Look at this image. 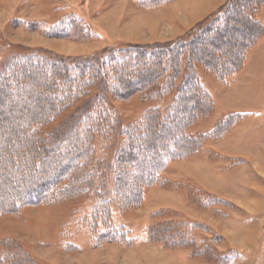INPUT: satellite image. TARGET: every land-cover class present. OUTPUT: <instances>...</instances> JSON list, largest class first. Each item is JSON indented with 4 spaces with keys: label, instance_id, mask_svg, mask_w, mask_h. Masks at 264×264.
Masks as SVG:
<instances>
[{
    "label": "rangeland",
    "instance_id": "1",
    "mask_svg": "<svg viewBox=\"0 0 264 264\" xmlns=\"http://www.w3.org/2000/svg\"><path fill=\"white\" fill-rule=\"evenodd\" d=\"M199 1L0 0V69L14 54L46 50L58 58H87L109 44L114 46L112 51L128 44L136 45L128 54L135 57L137 49L146 53L155 46L154 50L159 51L161 45L172 43L170 47L183 57L188 48L189 30L227 2L218 1L209 11L220 6L200 19L205 14L202 6L206 0L200 6L196 5ZM150 3L154 5L149 6ZM252 6L254 16L264 24V5ZM70 12L85 18L87 31L80 33L76 24L74 33L64 34V29L71 24L63 27L67 26L63 18ZM72 24L71 28H75ZM233 24L243 29L228 34L244 35L241 41L251 38L250 25L244 26L243 21L235 19ZM90 27L96 29L91 32ZM237 47L234 45L225 52L222 61L235 59ZM146 57L141 55L139 59ZM118 68L119 65L103 68L108 84L113 83ZM184 71L185 67L181 75ZM196 74L212 101V106L196 101L197 107L205 108H201L204 112L196 118V123L187 128V133L196 134L199 139L196 146L188 144L193 149L182 159L173 156L175 160L162 172L163 181L147 186L142 201L129 205L128 209H122L119 201L129 195L117 198L111 195L108 200L107 194L92 192L99 187L102 193L105 189L113 190L117 176L119 181L127 176L124 181L126 188L129 187L127 193L134 192L129 164L135 160L119 155V146H124L127 139L121 129L143 119L147 108H159L167 132L158 135L159 138L155 135L150 145L139 152L137 160L146 168L142 174L148 173L155 159L152 155L168 149L165 141L170 140L172 129L179 128L180 122L166 120V117L174 118L172 104L176 90L164 86L161 95L155 97L151 90L149 96L153 99H145L147 94L143 89L120 99L110 91L106 93L107 86L104 88L100 83V89L92 85L88 94L59 111L43 127L46 135L57 131L52 141L61 140L66 130L81 133L83 126H91L96 118L84 115L82 119V115L91 110L95 94L102 97L100 106L106 107L114 120L113 130H103V134L94 135L88 141L93 149L87 153L89 172H84L82 183L91 182L90 192L72 195V198L52 195V199L45 197L39 203L26 200L28 203L8 204L11 198L14 202L19 197H31L24 189L14 186L12 179L19 163L27 164L40 156L33 155L38 144L19 141L23 137L17 125L28 111L24 110L22 117L3 112L4 121L0 120V264H264V30L245 52L242 67L234 74L221 79L200 65ZM8 100L14 101L11 97ZM84 103H88L86 107ZM187 103L194 101L187 99L182 106ZM182 106H178L177 112ZM22 107L25 108L18 102L17 108ZM184 110L180 114L184 115ZM215 127L214 136H205ZM8 131L11 144L5 138ZM76 152L73 149L70 156L77 157ZM57 160L63 159L54 157ZM75 160H70L71 172L84 158ZM38 177L39 174L33 176V186L43 192ZM69 193L73 192L69 190ZM157 223L166 224L154 233L156 240L149 239L148 227ZM113 225L127 230L126 239L117 235L113 240L107 236L108 227Z\"/></svg>",
    "mask_w": 264,
    "mask_h": 264
},
{
    "label": "trees",
    "instance_id": "2",
    "mask_svg": "<svg viewBox=\"0 0 264 264\" xmlns=\"http://www.w3.org/2000/svg\"><path fill=\"white\" fill-rule=\"evenodd\" d=\"M161 1L165 3L169 0ZM156 3L159 4L157 1ZM238 3L239 0H227V2L214 11V13L208 15L205 19H202L194 25L191 30H189V40L186 41L188 46L187 52H183L184 49H181L184 53L183 57H181L178 50L176 52L174 51L175 48L172 49L170 47L172 43L161 45L159 47L161 50L159 51L154 50L155 46H151L153 51L151 50V52L146 53H142L137 49L136 52L138 53L135 57L128 54L136 48V45L128 44L112 51L114 46L109 44L100 50L92 52L87 58H58L46 50H35L24 54H14L9 60L4 62L3 67L0 69V120L4 121L2 116L3 112L8 113L10 116H14V113H16L22 117L23 111L25 110L26 113L28 111L26 117H19V125L16 124L20 128L19 131L22 133L21 136L23 137V139H19V141H21L22 144H28L30 141L38 144V146L33 149V151H35L33 155L36 156L37 154V156H40V159H35L36 161L33 159L27 164L19 163L17 166V174L13 176L12 179L14 186L22 189V191L24 189L27 193H30L31 197H28L29 199L19 197L15 199L14 202H12V198L10 197L11 199L8 201V204L10 202L12 205L14 203L23 204L28 203L27 201H29V203H39L43 201L45 197L52 199V197H50L52 195L72 198L76 195L81 196L83 193L91 191L89 188L92 184L89 177L88 182L90 183L87 182V185L82 183L84 172H89L88 162H90V159L87 153L93 149L88 141H90L94 135L103 134L101 133L103 130H113L112 124L114 120L106 111V107L100 106V103L103 102L102 97H100L99 94H95L94 98L91 99L92 108L91 110H86L82 115V119L84 115L87 117L93 115V119H96L91 123V126H83L84 130H82V132L80 130L81 133H78L77 130L74 132L60 129L62 132L65 131L66 135L61 140L54 139V142L52 138L57 137V131L48 132L46 135L44 133L45 131H43V127H46L59 111H63L70 107L86 93L88 94L92 85H98L97 87L100 89V83L104 85V88L107 86L108 91L106 90V93L110 91L113 97L120 99L125 97L129 98L131 95L143 91V89L144 93L147 94L145 99H153V97L151 98V96H149L151 90L155 97H157L158 94L161 95L165 91L164 86L176 90V95L172 104L173 112L171 111L174 118L168 119V117H166V120L180 122L179 128L172 129L174 132L172 136H170V140L165 141V143H168L169 148L162 151L158 150L156 154L152 155L155 159L152 167L147 171L148 173L142 174L146 171V168L144 170V165L139 164L137 160L139 152L150 145L149 141L155 135L159 138V136H162L166 131L165 118L161 115L159 108H147L144 112L143 119L121 129V132L124 133L127 139L124 146L123 144L119 146V155L126 160L127 158H133L135 160L129 164V167L132 169L131 175L133 173V183L135 184L134 192L130 194L127 193L129 187L126 188L124 182L127 181V176H123V181H119L118 176L116 178L114 177L115 188L113 190L109 189L112 194L109 190L105 191L106 189L103 190L102 193L100 187L99 190L92 192L97 194L101 193L100 195L102 196L107 194V196H110L108 200L111 199V195H113L114 198L124 194L129 195L128 197L124 196L125 200L123 197L122 200L120 199L119 202L122 209H128L129 205L137 204L142 201L145 188L158 181L162 182V172L167 165L175 159H180L190 154L193 148L191 146L188 147V144H195L196 146V142L199 140H197L196 134L187 133V128L196 123L197 117L203 115L204 110L201 108L204 107L202 105L201 107H197L196 101L208 102L210 106H212V101L209 92L201 84L196 74L197 67L200 65L208 71L215 72L219 78L225 79L226 76L234 74L242 67L245 52L263 34V24L254 16L255 10L252 5H264V0H244L237 6ZM150 5L154 4L150 3L149 6ZM63 19L64 23L67 25L63 27H68L69 24H71L70 26L72 27V23H74L75 28L76 24H79L78 31L80 33L85 30L87 31V29H85V18L83 19L78 14L70 12ZM234 19L237 22L243 21L244 26H251L253 32L251 33L250 39L241 41V39H244V35L237 37L232 33L228 34L229 32L234 33L243 29L237 24L232 25ZM71 27H68L70 30L68 28L64 29V34L66 36H70L71 33L77 30V28ZM92 28L93 27H90L91 32L96 29ZM194 31H196V33H194ZM96 37L97 36H94V38ZM182 39H185V36ZM182 41L183 40H181V42ZM234 45L238 46V53L235 59L222 61V57L225 58V52L229 51ZM208 47L210 49H208ZM207 49L209 51H207ZM149 53H151L150 56L148 55ZM141 55L147 56V59H139ZM110 62H114L115 64H111ZM108 65L120 66L118 71L116 70V76L113 77L114 81L111 84H108V78L103 73V68L108 67ZM183 67H185V73L181 75L180 71ZM178 75L180 77H178ZM8 97L14 100L12 101L13 103L8 100ZM184 99L186 101L187 99H191L194 103H187L186 106H182V102L184 103L185 101ZM18 102H22V106H25V108L22 107L18 109ZM86 104L88 103H84L83 105L86 107ZM179 105L183 107L180 111L185 109L184 115L180 114V111L177 112ZM80 108L82 109V107ZM188 108L192 110L187 111L189 110ZM216 127L206 133L205 136L209 134L214 136ZM9 129L13 130L12 127H9ZM12 132L14 137L18 138L16 133L14 131ZM58 133L61 132L58 130ZM9 134L11 133H6L7 136H5V138L9 141L8 143L11 144L12 140L8 137ZM80 140L81 142H78ZM73 144H78V146L75 147L77 157L70 156L71 151L73 149L75 150V145ZM29 151H32V149L30 148ZM28 154L29 152L26 151V155ZM52 154L56 155L52 156ZM56 156H58L59 160L68 159V162H61L63 160H57L55 162L54 157ZM173 156H177V158ZM178 156L180 157L178 158ZM82 157L84 161L79 164L75 162L76 165L71 172V169L68 168L71 166L70 160H78ZM51 159L52 161H50ZM7 164L10 165V163ZM11 166L12 165H10V167ZM121 170L124 171V169ZM38 174V185L43 187V192L41 190L38 191L35 189L36 186H33L34 182L32 178L33 176H38ZM17 176L20 177L18 178ZM85 176L87 177V175ZM122 188H124V190H122ZM69 190L73 193L70 194ZM164 224L166 223H157L148 227V238L156 240L154 238V233L160 228H163L162 226ZM158 232H160V230ZM126 234L127 230L123 226L113 225L109 226L107 229V236L113 238V240H115V237L118 238L117 235L126 239Z\"/></svg>",
    "mask_w": 264,
    "mask_h": 264
},
{
    "label": "crops",
    "instance_id": "3",
    "mask_svg": "<svg viewBox=\"0 0 264 264\" xmlns=\"http://www.w3.org/2000/svg\"><path fill=\"white\" fill-rule=\"evenodd\" d=\"M205 0H200L198 3H196V5H202V3L204 2ZM218 1H220V3L222 4L223 2H221V0H206L205 4H203L204 6H202V8H204L203 12L205 13L200 19L204 18L206 15H208V13H210L211 11L215 10L216 8H218L219 6L217 7H213L210 11H209V8L214 5L215 3H217ZM223 1V0H222ZM201 8V7H200ZM197 9V8H196ZM197 12V11H196ZM262 23V22H261ZM263 24V23H262ZM264 25V24H263Z\"/></svg>",
    "mask_w": 264,
    "mask_h": 264
}]
</instances>
